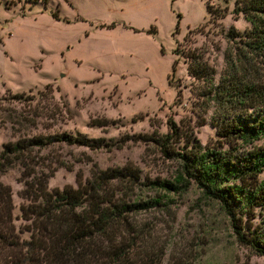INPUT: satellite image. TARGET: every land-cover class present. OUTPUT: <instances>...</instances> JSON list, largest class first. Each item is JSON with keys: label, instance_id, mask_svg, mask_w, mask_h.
<instances>
[{"label": "rangeland", "instance_id": "rangeland-1", "mask_svg": "<svg viewBox=\"0 0 264 264\" xmlns=\"http://www.w3.org/2000/svg\"><path fill=\"white\" fill-rule=\"evenodd\" d=\"M232 3L0 0V151L33 133L107 144L54 143L24 166L13 162L0 170V264H264L263 256L237 242L217 203L192 183L178 191L150 184L172 182L179 171L177 157L158 143L169 134L168 121L178 133L168 151L180 154L190 144L227 148L215 135L216 110L205 83L185 67L193 53L212 71L213 84L228 71L240 44L225 33L248 28L241 15H232ZM11 112L36 128L10 126ZM235 144L241 152L250 147ZM111 170L128 172L111 186L124 190L126 204L141 206L99 226L47 217L30 193L38 181L48 192L60 191ZM240 224L246 235L263 240L264 204L248 209Z\"/></svg>", "mask_w": 264, "mask_h": 264}, {"label": "trees", "instance_id": "trees-1", "mask_svg": "<svg viewBox=\"0 0 264 264\" xmlns=\"http://www.w3.org/2000/svg\"><path fill=\"white\" fill-rule=\"evenodd\" d=\"M25 1L33 4L37 0ZM41 3H45V0H41ZM205 10L213 16L209 5L205 4ZM231 13L234 16L241 15L248 28L239 34L230 27L225 33V38L240 44L234 57L228 59V71L213 84L212 71L193 53L186 57L188 62L185 67L188 76L205 83V96L215 105L216 110L213 118L215 135L227 148L199 150L198 145L190 144L180 154L168 151L165 145L178 136L177 127L168 121L169 134L158 138V143L164 148V153L177 157L179 171L172 182L152 181L150 184L164 191H178L192 183L204 199L217 203L228 219L237 242L264 257V239H258L256 233L246 235L245 228L240 224L242 214L264 204V178L258 180L259 174L264 172V143L260 146L252 145L254 141L264 138V81H260V77H264V0H233ZM190 31L187 29L186 33ZM147 32L152 33V27ZM3 111L0 107V113ZM6 117L13 121H10V126L30 124L33 129L36 128V123H26V118L20 113L11 112ZM102 122L106 123L105 120ZM236 142L250 147L238 151ZM54 143L91 149L107 145L99 139L66 133H33L3 145L0 151V170L13 162L24 166L28 156ZM127 173L125 170L92 172L85 182L76 181L74 188L64 187L60 191L49 192L45 190L44 183L38 181L33 189L35 191L30 193L47 217L52 215L75 226H81L83 222L99 226L141 206L138 203L126 204L124 190L111 186L112 181L125 178ZM77 209L81 211L75 212Z\"/></svg>", "mask_w": 264, "mask_h": 264}, {"label": "water", "instance_id": "water-1", "mask_svg": "<svg viewBox=\"0 0 264 264\" xmlns=\"http://www.w3.org/2000/svg\"><path fill=\"white\" fill-rule=\"evenodd\" d=\"M61 76V75H60Z\"/></svg>", "mask_w": 264, "mask_h": 264}]
</instances>
